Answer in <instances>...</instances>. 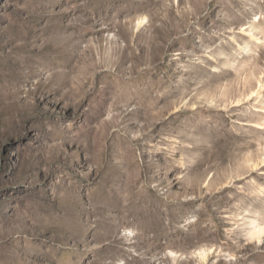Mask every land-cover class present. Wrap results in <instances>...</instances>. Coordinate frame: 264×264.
Listing matches in <instances>:
<instances>
[{
	"label": "rangeland",
	"instance_id": "374dc122",
	"mask_svg": "<svg viewBox=\"0 0 264 264\" xmlns=\"http://www.w3.org/2000/svg\"><path fill=\"white\" fill-rule=\"evenodd\" d=\"M256 225L264 0H0V264H264Z\"/></svg>",
	"mask_w": 264,
	"mask_h": 264
},
{
	"label": "bare ground",
	"instance_id": "6f19581e",
	"mask_svg": "<svg viewBox=\"0 0 264 264\" xmlns=\"http://www.w3.org/2000/svg\"><path fill=\"white\" fill-rule=\"evenodd\" d=\"M159 89V88H158ZM160 91V90H159ZM157 94V93H156ZM157 97L158 98H163V93L162 94H160V92H158V94H157ZM131 100H133V98H130ZM131 100H129V101H131ZM162 100V99H161ZM131 164V163H130ZM136 196H137V199H140L141 201H145L146 203L144 204L143 203V208H144V210L145 211H148L146 214H150V212H154L153 211V208H152V203H151V200L149 199V197H150V193H147V194H145V195H143V194H137L136 193ZM126 202V201H125ZM142 203V202H141ZM127 212H128V214H125L126 216H131V215H134V217H136V216H139V214H137V212H131L130 210H127ZM151 213V214H152ZM120 214H121V212H120ZM150 214V215H151ZM111 220V219H110ZM108 221H109V219H108ZM253 224H257L256 223V221H254L253 222ZM109 226V225H108ZM132 231V230H131ZM130 231V232H131ZM87 232V231H86ZM263 233H264V227H262V226H259V225H256V227H255V229H254V235L255 236H257L258 237V239L259 240H262V235H263ZM95 235V234H94ZM253 235V236H254ZM115 237V236H114ZM111 239V238H110ZM113 243V242H112ZM111 251V250H110ZM206 252V251H205ZM207 254V253H206ZM206 254H205V256H206ZM204 255V254H203ZM204 256V257H205Z\"/></svg>",
	"mask_w": 264,
	"mask_h": 264
}]
</instances>
